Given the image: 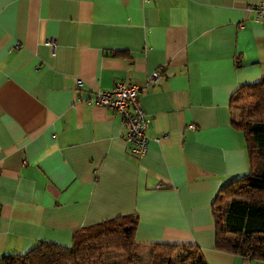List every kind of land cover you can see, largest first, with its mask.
I'll return each instance as SVG.
<instances>
[{
	"label": "crops",
	"instance_id": "0c3cea01",
	"mask_svg": "<svg viewBox=\"0 0 264 264\" xmlns=\"http://www.w3.org/2000/svg\"><path fill=\"white\" fill-rule=\"evenodd\" d=\"M258 1L0 0V257L131 216L139 249L262 264L215 250L211 217L248 170L228 102L264 75V26L245 13ZM118 82L139 88L148 121L137 159L92 102Z\"/></svg>",
	"mask_w": 264,
	"mask_h": 264
},
{
	"label": "trees",
	"instance_id": "16d2710c",
	"mask_svg": "<svg viewBox=\"0 0 264 264\" xmlns=\"http://www.w3.org/2000/svg\"><path fill=\"white\" fill-rule=\"evenodd\" d=\"M246 15L262 25L253 14ZM228 103L230 123L243 136L248 170L222 186L211 204L213 245L264 264V75L236 88ZM135 225L131 216L115 217L75 233L67 247L38 242L23 254L1 256L0 264H110L104 261L109 252L133 264L140 260L132 253ZM149 256L145 264H205L192 245L152 244Z\"/></svg>",
	"mask_w": 264,
	"mask_h": 264
},
{
	"label": "built area",
	"instance_id": "2783aa9c",
	"mask_svg": "<svg viewBox=\"0 0 264 264\" xmlns=\"http://www.w3.org/2000/svg\"><path fill=\"white\" fill-rule=\"evenodd\" d=\"M246 13L253 14L254 20L264 26V0L254 5L245 7ZM157 72H152L145 80L146 85H154L157 81ZM139 88L125 82H118L110 90L94 91L92 102L94 105L104 108L120 117L125 128L123 140L128 145V152L132 158H140L145 154L147 138L145 130L148 121L142 112L139 99ZM159 188V186H156Z\"/></svg>",
	"mask_w": 264,
	"mask_h": 264
},
{
	"label": "rangeland",
	"instance_id": "374dc122",
	"mask_svg": "<svg viewBox=\"0 0 264 264\" xmlns=\"http://www.w3.org/2000/svg\"><path fill=\"white\" fill-rule=\"evenodd\" d=\"M232 114H233L232 115L233 119H235L236 118V112L232 111ZM132 253L135 254L136 258H140V260L138 262L133 263V264H145L148 262V260H150L149 247H143L142 249H139L138 247H136L134 245V247L132 249ZM104 261L108 262L110 264H124L125 257H123V256L120 257V256L116 255L114 252H109V253H105Z\"/></svg>",
	"mask_w": 264,
	"mask_h": 264
}]
</instances>
